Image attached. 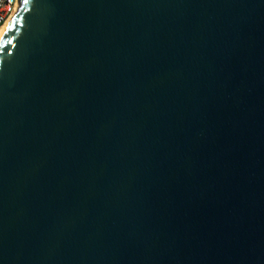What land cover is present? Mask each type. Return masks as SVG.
I'll return each mask as SVG.
<instances>
[{
	"label": "water",
	"instance_id": "obj_1",
	"mask_svg": "<svg viewBox=\"0 0 264 264\" xmlns=\"http://www.w3.org/2000/svg\"><path fill=\"white\" fill-rule=\"evenodd\" d=\"M0 264H264V0H19Z\"/></svg>",
	"mask_w": 264,
	"mask_h": 264
},
{
	"label": "built area",
	"instance_id": "obj_2",
	"mask_svg": "<svg viewBox=\"0 0 264 264\" xmlns=\"http://www.w3.org/2000/svg\"><path fill=\"white\" fill-rule=\"evenodd\" d=\"M19 8V0H0V33Z\"/></svg>",
	"mask_w": 264,
	"mask_h": 264
},
{
	"label": "bare ground",
	"instance_id": "obj_3",
	"mask_svg": "<svg viewBox=\"0 0 264 264\" xmlns=\"http://www.w3.org/2000/svg\"><path fill=\"white\" fill-rule=\"evenodd\" d=\"M7 25H8V23L3 27V29H2V31H1V33H0V41H1L2 37H3V35L5 34V31H6Z\"/></svg>",
	"mask_w": 264,
	"mask_h": 264
},
{
	"label": "snow or ice",
	"instance_id": "obj_4",
	"mask_svg": "<svg viewBox=\"0 0 264 264\" xmlns=\"http://www.w3.org/2000/svg\"><path fill=\"white\" fill-rule=\"evenodd\" d=\"M23 3H24V4H27V3H28V0H23Z\"/></svg>",
	"mask_w": 264,
	"mask_h": 264
}]
</instances>
